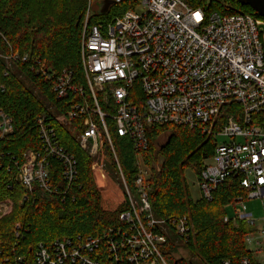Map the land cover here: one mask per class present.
Returning a JSON list of instances; mask_svg holds the SVG:
<instances>
[{
    "label": "built area",
    "instance_id": "1",
    "mask_svg": "<svg viewBox=\"0 0 264 264\" xmlns=\"http://www.w3.org/2000/svg\"><path fill=\"white\" fill-rule=\"evenodd\" d=\"M108 1L109 7L100 13ZM192 1L88 0L81 35L84 84H75L71 70L55 75L38 57L13 50L0 31L9 49L0 52L3 76L8 78L19 64L28 63L34 73L54 78L51 90L56 98L81 97L65 113L37 118L40 148L25 151L17 180L29 190L36 183L54 192L48 183L53 158L63 180L74 182L77 162L59 143L50 119L71 123L79 118L80 147L97 156L100 134L106 136L129 201L117 227L85 240L55 239L49 249L39 242L28 264H171L161 247L175 235L174 243L179 251L183 248L194 234L188 216L159 220L153 215L146 193L148 169L138 160L133 189L129 188L110 137V130L128 137L139 153L148 147L147 128L169 123L229 138L216 143L214 154L203 161L200 197L211 200L226 177L239 176L246 196L234 199V215L223 220L249 227L244 244L250 256L238 264H264V219L258 225L260 220L244 203L257 198L264 203V19L246 12L207 10ZM124 3L128 6L123 11L110 13L112 6ZM107 14L111 17L92 21ZM13 131L12 116L0 108V138ZM17 261L24 263L22 257ZM220 264L233 263L222 259Z\"/></svg>",
    "mask_w": 264,
    "mask_h": 264
},
{
    "label": "trees",
    "instance_id": "2",
    "mask_svg": "<svg viewBox=\"0 0 264 264\" xmlns=\"http://www.w3.org/2000/svg\"><path fill=\"white\" fill-rule=\"evenodd\" d=\"M87 2L0 0V31L13 50L38 57L43 68L55 75L62 69L71 70L75 84H84L81 35ZM190 3L217 12H237L231 5L225 9L216 0ZM234 3L242 12L263 18L248 5H241L238 0ZM126 6L127 3L114 5L110 13L123 11ZM111 14L95 16L92 21L108 19ZM8 50L0 38V52ZM3 68L4 61L0 59V86L4 85L3 90L0 87V108L12 116L14 131L0 138V202L10 201L13 206L8 215L0 218V264H28L39 242L49 249L55 239L85 240L88 236H100L109 227H117L119 214L128 209L129 201L106 136L100 134L97 156H91L80 147L77 136L83 126L79 118L71 123L50 119L59 143L77 162L74 182L63 180L60 164L53 158L49 161L48 183L54 192L36 183L29 190L17 180V166L25 151L40 148L37 118L43 113L48 116L65 113L70 104L81 97L56 98L51 90L54 78L34 73L28 63L19 64L8 78L3 76ZM147 135V149L137 153L128 137L110 130L128 187L133 189L137 163L141 160L149 171L146 193L153 215L159 220L188 216L194 234L183 245L185 250L204 264H220L222 259L238 264L240 258L250 256L244 244V234L249 227L243 222L234 224L223 220L228 215L226 207L232 205L236 197L246 196L239 176L226 177L214 189L211 200L193 199L185 179L187 169L199 179L204 159L214 154L217 137L170 123L148 127ZM161 136H165V141L157 146ZM175 240L174 235L161 247L169 263L194 264L184 257L176 258L179 246ZM19 257L24 263L17 261Z\"/></svg>",
    "mask_w": 264,
    "mask_h": 264
},
{
    "label": "rangeland",
    "instance_id": "3",
    "mask_svg": "<svg viewBox=\"0 0 264 264\" xmlns=\"http://www.w3.org/2000/svg\"><path fill=\"white\" fill-rule=\"evenodd\" d=\"M93 1H97V0H93ZM216 1L224 4L225 6L231 5L232 9H234V10L236 9L237 12H242L240 10V8L236 7L234 0H216ZM262 41L264 44V32L262 33ZM164 141H165V136L159 137L157 140V146L162 144ZM228 141H230L229 138L224 137V136H220L217 138L218 144H220L222 142H228ZM236 141L240 142V141H242V139L236 138ZM207 162L211 163L212 159H208ZM185 179H186V182H187V185H188V188H189V191L191 193L192 198L196 199V198L200 197V192H199V188H198V177L196 176V174L191 169L185 170ZM244 203L246 204L248 209L253 213L254 218L256 220H260L258 222V225H262L263 222L261 220L264 219V203L262 202V200L259 198H257V200L256 199H247ZM12 206H13L12 202H10V201L0 202V218L8 215V213L11 211ZM226 211H227V214L229 216L234 215V208L232 205L227 206ZM178 256L179 257L182 256V257H184L190 261H193L194 264H204L203 260H201L199 257L192 256L184 248L180 249V251L177 253V257Z\"/></svg>",
    "mask_w": 264,
    "mask_h": 264
},
{
    "label": "water",
    "instance_id": "4",
    "mask_svg": "<svg viewBox=\"0 0 264 264\" xmlns=\"http://www.w3.org/2000/svg\"><path fill=\"white\" fill-rule=\"evenodd\" d=\"M241 5H248L251 7L259 16L264 18V0H238ZM111 2H104L100 9V13L107 10Z\"/></svg>",
    "mask_w": 264,
    "mask_h": 264
},
{
    "label": "snow or ice",
    "instance_id": "5",
    "mask_svg": "<svg viewBox=\"0 0 264 264\" xmlns=\"http://www.w3.org/2000/svg\"><path fill=\"white\" fill-rule=\"evenodd\" d=\"M199 14H197V16H198Z\"/></svg>",
    "mask_w": 264,
    "mask_h": 264
}]
</instances>
